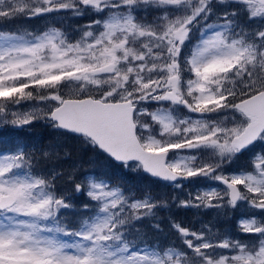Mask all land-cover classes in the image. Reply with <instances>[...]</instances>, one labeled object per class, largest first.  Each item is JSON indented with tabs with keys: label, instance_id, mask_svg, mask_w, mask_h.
Masks as SVG:
<instances>
[{
	"label": "snow or ice",
	"instance_id": "snow-or-ice-1",
	"mask_svg": "<svg viewBox=\"0 0 264 264\" xmlns=\"http://www.w3.org/2000/svg\"><path fill=\"white\" fill-rule=\"evenodd\" d=\"M0 125L61 138L0 151V264H264V0H0Z\"/></svg>",
	"mask_w": 264,
	"mask_h": 264
},
{
	"label": "trees",
	"instance_id": "trees-1",
	"mask_svg": "<svg viewBox=\"0 0 264 264\" xmlns=\"http://www.w3.org/2000/svg\"><path fill=\"white\" fill-rule=\"evenodd\" d=\"M88 18H81L74 23L84 24L87 23ZM48 21L46 19L32 20L28 21V27L31 28H39L43 30ZM59 26V25H57ZM24 102V101H22ZM27 104H36V101H25ZM54 139H61L56 137L51 129H45L40 125L33 126L31 128H25L23 130L15 129L11 125H3L0 127V151L8 150L14 147L18 142H26V143H40L43 142L45 144L52 142ZM65 148L70 151V158L60 162L58 164V168H63L65 171H70L72 165L75 164L77 167H81V170H88L89 172H104L108 173L113 183L115 184L118 180L121 181L125 188L135 190L136 194L139 196L146 188H151L153 194L158 197L167 196L169 199L173 195L180 194L178 190H173L170 186H165V184L155 183L150 184L149 179L143 176L142 174L133 173L130 171H126L122 168L109 167L105 161L102 159H97L93 156L91 152H85L79 143L76 141H67L65 143ZM250 157L249 154H245L240 158L239 161L236 162L233 166H245L243 164ZM199 186H202V182ZM193 186L187 187L184 192L189 190H193ZM181 198H183V194H180ZM239 215V212L236 213ZM160 222L162 228H164L165 232L169 231V217L174 218L175 220L182 222L184 226L187 227H199V221L201 219L200 216H197L195 210H185L178 209L175 206H172L170 209H161L159 212ZM212 219L211 213L202 217L203 220ZM145 227L148 226V222H144ZM217 227L220 230H224L226 228H230L234 235H239L236 232L235 225L232 222L227 220H220L217 222ZM149 231H151L149 229ZM171 239V237H169ZM167 243V241H165Z\"/></svg>",
	"mask_w": 264,
	"mask_h": 264
},
{
	"label": "rangeland",
	"instance_id": "rangeland-1",
	"mask_svg": "<svg viewBox=\"0 0 264 264\" xmlns=\"http://www.w3.org/2000/svg\"><path fill=\"white\" fill-rule=\"evenodd\" d=\"M70 89H68V88H65L64 89V91L67 93L68 91H69ZM22 105H23V107L22 108H20V109H18V110H21V111H24V110H28L29 108H31L32 107V105H33V103H31V104H27L26 105V102L24 101V102H22ZM1 126H3V125H0V127ZM259 147V146H258ZM250 155V154H249ZM250 158V157H249ZM249 158L246 160V161H244L243 162V164H245V165H247L248 164V161H249ZM233 168H236V166H233ZM202 186H205L204 185V182H202ZM191 191H195V188L193 189V190H191ZM186 193V192H185ZM211 218H209V220H210Z\"/></svg>",
	"mask_w": 264,
	"mask_h": 264
},
{
	"label": "water",
	"instance_id": "water-1",
	"mask_svg": "<svg viewBox=\"0 0 264 264\" xmlns=\"http://www.w3.org/2000/svg\"><path fill=\"white\" fill-rule=\"evenodd\" d=\"M144 175V174H143ZM161 183H163V182H161Z\"/></svg>",
	"mask_w": 264,
	"mask_h": 264
}]
</instances>
